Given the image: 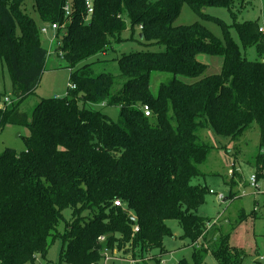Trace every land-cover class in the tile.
<instances>
[{"label": "trees", "instance_id": "1", "mask_svg": "<svg viewBox=\"0 0 264 264\" xmlns=\"http://www.w3.org/2000/svg\"><path fill=\"white\" fill-rule=\"evenodd\" d=\"M26 1L0 0V58L14 99L0 110V131L30 129L23 152L7 148L0 155V264H35L57 239L63 242L61 264H102L123 243L141 252L163 250L164 239L172 236L170 220L179 222L193 247L192 261L177 264H204L209 255L218 264H243L246 255L230 245L232 232L220 222L209 229L213 219L197 214L210 190L193 180L204 175L199 167L212 150L202 139L204 130L237 145L255 125L262 177L264 61H249L231 30L243 48L255 47L261 57L264 33L257 22L228 25L205 13L224 7L236 18L234 5L250 0H95L87 23L85 0H34L43 25L66 22L58 36L63 33L60 50L75 88L64 97L42 99L30 115L20 105L37 89L49 51L24 9ZM184 5L219 23L224 42L199 22L175 25ZM127 29L164 51L123 54L119 74H95L91 66L98 61H88L108 55ZM201 54L223 57L222 72L204 76L208 66L198 60ZM157 73L172 77L154 93ZM113 107L120 109L117 120L103 112ZM227 185L245 183L235 173ZM236 196L231 193L229 200ZM66 209L72 220L60 233Z\"/></svg>", "mask_w": 264, "mask_h": 264}, {"label": "rangeland", "instance_id": "2", "mask_svg": "<svg viewBox=\"0 0 264 264\" xmlns=\"http://www.w3.org/2000/svg\"><path fill=\"white\" fill-rule=\"evenodd\" d=\"M34 4V0H27L24 9L36 21L37 26L41 28L43 23L34 8ZM233 12L236 13V18L224 7H213L205 10V13L209 16L216 17L228 25H232L234 21L239 24L257 22L260 28L264 30V0H250V3L244 7L236 3L233 7ZM196 22L204 25L216 38L224 42L225 38L221 25L214 20L201 18L188 5L183 6L175 25L188 26ZM52 34L40 37L41 44L48 49L50 54L37 89L32 96L26 98L20 105V110L29 115L42 99L64 97L68 93V89H70V70L67 68L68 64L66 61L56 53L58 49L57 42H55L54 46L51 45V39L55 36ZM19 35L20 30L17 25L16 36L18 37ZM231 36L241 47L242 54L249 61H264V57L259 55L255 47H242L240 37L233 28ZM62 37L63 33L59 34V39H62ZM123 39L122 43L113 46L108 55L101 56L99 60L94 58L88 61V63L98 61L91 66L95 74H119L118 59L123 54L164 51L162 46L147 45L139 38L138 32L133 38L130 29H127L123 34ZM198 60L208 66L204 76L222 72L223 57L201 54L198 56ZM171 77L172 75L166 73L154 74L151 85L153 92L156 93L160 83ZM182 80L186 83L193 82V80L188 78H182ZM0 93L10 98L13 96L12 82L7 64L2 58H0ZM103 112L114 120H117L120 115V109L117 107L106 108ZM29 136L30 129L28 127L6 126L0 131V155L7 148L23 152L26 149V139ZM201 136L206 144L212 147V150L207 161L199 167L204 175L193 180V185L207 186L215 195L211 194V192L207 195L206 204L197 211V214L213 220L220 217V223H223L232 232L230 237L231 247L246 255L243 264H264V180L261 179L259 181L262 190L258 193L250 186L249 182L252 174L257 171L256 166L258 164L257 161H259V128L255 125L237 145L230 138L218 137L208 130H204ZM235 173H239L243 177L245 185H236L232 188L227 185V182L230 181ZM231 193L237 195L235 200L225 201V199L230 197ZM217 194H221L224 197L222 202H218ZM243 215L245 219L240 221ZM63 217V220L58 225L60 233H64L66 224L71 222L72 210H64ZM167 226L172 236H167L164 239L163 250L155 248L141 252L139 247H131L130 244L125 245L123 243L119 248H115L113 252H108L102 264H177L182 259L191 262L193 247L191 242L184 237L185 234L179 222L170 220L167 222ZM194 247H199V244ZM62 249V240H55L51 243L46 257H39L35 264H61ZM261 257H263V260H260ZM204 264L218 263L213 256L209 255L205 259Z\"/></svg>", "mask_w": 264, "mask_h": 264}, {"label": "built area", "instance_id": "3", "mask_svg": "<svg viewBox=\"0 0 264 264\" xmlns=\"http://www.w3.org/2000/svg\"><path fill=\"white\" fill-rule=\"evenodd\" d=\"M94 8H95V0H85V14H84L83 19H84V21L86 23L93 16ZM64 10H65V13H66L65 17H69L71 11H70V6L68 4L64 7ZM65 24H66V22L63 25L62 24H57V23H55V24H45V25H43L40 28L41 35L48 36L50 33H54L55 36L51 40V45H53L54 42H57L58 49H57L56 53L62 59H63V56H64L63 52L60 50V47L62 46V39H59L58 30L64 29V25ZM260 31L262 33H264V30L261 29V28H260ZM49 54H50V52H49ZM70 88L74 89L75 87L70 85ZM13 103H14L13 97H11V98L8 97V96L3 97V99L0 101V110H5L7 107L11 106ZM143 111H144V113H145V115L147 117L150 116L151 110L149 109V107H147V106L143 107ZM261 179L264 180V170L262 171V177L260 179L258 177L257 171H256V173L252 174V176L250 177V181H249L250 182V186L257 193L261 192V190H262L261 186L259 185V181ZM210 192H211V194L215 195V193L213 191H210ZM216 197H217L218 202H222L224 200V197L221 194H217ZM115 206L119 207V206H123V204H121L119 201H116L115 202ZM219 222H220V217L215 219V220H213L210 223L209 229L212 226L217 225ZM138 232H139V228L137 226H135L134 227V233H138ZM100 241H104V238L103 237L100 238Z\"/></svg>", "mask_w": 264, "mask_h": 264}, {"label": "crops", "instance_id": "4", "mask_svg": "<svg viewBox=\"0 0 264 264\" xmlns=\"http://www.w3.org/2000/svg\"><path fill=\"white\" fill-rule=\"evenodd\" d=\"M53 34H54V33H53ZM53 34H52V35H53ZM52 39H53V38H52ZM52 39H51V40H52ZM54 45H55V42H54L53 46H54ZM53 46H52V47H53ZM202 186H203V185H202ZM227 200H229V198L225 199V201H227ZM130 259H131V258H130ZM260 260H263V257H261Z\"/></svg>", "mask_w": 264, "mask_h": 264}, {"label": "water", "instance_id": "5", "mask_svg": "<svg viewBox=\"0 0 264 264\" xmlns=\"http://www.w3.org/2000/svg\"><path fill=\"white\" fill-rule=\"evenodd\" d=\"M132 219H134V218L132 217Z\"/></svg>", "mask_w": 264, "mask_h": 264}]
</instances>
